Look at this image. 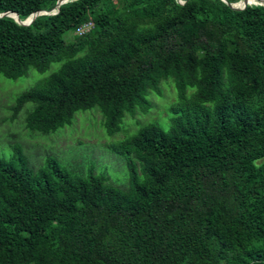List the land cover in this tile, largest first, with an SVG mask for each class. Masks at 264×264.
Masks as SVG:
<instances>
[{"label": "trees", "instance_id": "16d2710c", "mask_svg": "<svg viewBox=\"0 0 264 264\" xmlns=\"http://www.w3.org/2000/svg\"><path fill=\"white\" fill-rule=\"evenodd\" d=\"M55 1L0 0V12ZM50 62L9 107L31 104L30 133L95 106L112 134L160 79L176 101L166 129L146 122L108 145L126 156L124 188L49 155L31 169L18 143L0 155V264H264V3L68 0L27 25L0 16V75Z\"/></svg>", "mask_w": 264, "mask_h": 264}, {"label": "rangeland", "instance_id": "374dc122", "mask_svg": "<svg viewBox=\"0 0 264 264\" xmlns=\"http://www.w3.org/2000/svg\"><path fill=\"white\" fill-rule=\"evenodd\" d=\"M61 37L69 40L70 31L62 32ZM58 65L59 62H50L42 71L27 68L24 75L15 78L0 75V155L9 157L10 146L18 143L25 155L26 164L31 169L39 167L44 157L49 155L75 171L93 165L95 173L106 175L111 184L124 188L127 184L126 156L117 154L108 145L132 133L138 125L146 122L157 123L163 129L168 127V118L172 115L169 107L176 101L171 80L160 79L159 93L148 91L146 94L150 103L148 109L143 113L136 110L132 115L123 114L118 131L112 134L105 132L102 116L95 106L76 110L69 124L52 133H30L23 126L22 120L25 110L31 104H23L13 118H10L9 107L16 94L32 86L36 80L53 71ZM190 89L187 88L186 94Z\"/></svg>", "mask_w": 264, "mask_h": 264}, {"label": "water", "instance_id": "95a60500", "mask_svg": "<svg viewBox=\"0 0 264 264\" xmlns=\"http://www.w3.org/2000/svg\"><path fill=\"white\" fill-rule=\"evenodd\" d=\"M68 0H56L54 5L49 9V10H36L32 13H30L29 15H27L25 18L23 19H19L17 14L14 11H3L0 12V16H10L11 18H13V20L15 22H17L18 24H22V25H27L28 23L31 22V20L33 19V17L37 14L40 13H54L57 6L63 2H66ZM223 2H225V4H227L229 7L234 8V9H241L243 8L246 4H249L251 1V3H258V4H262L264 3V0H238L236 2H227L226 0H222ZM177 2L181 3L182 0H177Z\"/></svg>", "mask_w": 264, "mask_h": 264}, {"label": "built area", "instance_id": "2783aa9c", "mask_svg": "<svg viewBox=\"0 0 264 264\" xmlns=\"http://www.w3.org/2000/svg\"><path fill=\"white\" fill-rule=\"evenodd\" d=\"M88 26V22L87 23H84V24H82V25H80V26H78V32L79 31H81L82 29H85L86 27Z\"/></svg>", "mask_w": 264, "mask_h": 264}, {"label": "bare ground", "instance_id": "6f19581e", "mask_svg": "<svg viewBox=\"0 0 264 264\" xmlns=\"http://www.w3.org/2000/svg\"><path fill=\"white\" fill-rule=\"evenodd\" d=\"M253 1H254V0H253ZM251 2H252V1H251ZM251 2H250V3H251Z\"/></svg>", "mask_w": 264, "mask_h": 264}]
</instances>
